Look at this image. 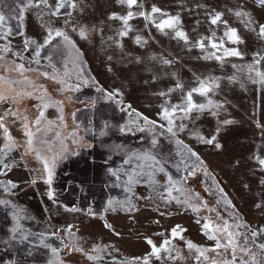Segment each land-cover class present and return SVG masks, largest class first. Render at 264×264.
<instances>
[{"label": "rangeland", "instance_id": "1", "mask_svg": "<svg viewBox=\"0 0 264 264\" xmlns=\"http://www.w3.org/2000/svg\"><path fill=\"white\" fill-rule=\"evenodd\" d=\"M75 2V9L62 8L60 15L53 16L51 12L56 0H48L51 7L43 4L29 7L22 20L9 19L5 29H0L5 31L10 25L13 33L7 40L0 39V48L5 44L11 47L9 52L0 51V57H3L0 59V86L31 94L16 102H0V116H4L9 109L21 114L19 118L5 117L4 122L16 141L11 151L4 148L6 140L0 129V149H4L0 152V161L3 162L0 172L5 173L0 175V181L3 180L2 183L9 187L6 192L0 189V202H6L0 203V218L4 222L2 224L9 223V232L5 228L0 232L1 237L9 236L3 242L5 248H2L7 251L8 258L2 257L5 261L1 264H34L37 256L43 260L38 264H126L137 257L149 255V239L158 247L164 240H170L167 246L170 251H162L160 259L150 256L149 264H197L198 253L194 249L189 250L185 242L191 241L200 247L214 244L203 235L205 219L214 224L228 221L229 224L243 225L232 229L241 234V239L245 234L251 237L252 231L264 228V167L257 159H264V84L259 82L255 72L249 73L247 68L254 62L255 53L264 56V39L246 27V18L234 15V11L242 7L255 22L252 27H258L264 23V5H260L258 0H138L143 7L129 9L117 0ZM22 3L26 0H0V11L14 17ZM152 6L169 16H179L180 24L176 28L161 30L156 25L167 19L166 16L156 13L152 20H146L136 15L128 21L131 30L127 35H119L124 25L120 19L110 18L113 13L117 16H126L129 11L147 13ZM213 10L224 13L222 20L227 21L228 27L237 30L244 43H230L224 36L225 25L209 22V13ZM49 29L54 38L40 49L37 64L36 45L26 46L25 40L33 39L37 44H43ZM81 29L85 31L86 38L80 36ZM57 30L64 32L75 47L67 44L63 37L55 36ZM176 30L187 35V42L176 36ZM213 32L217 42L223 38L225 47L239 48L245 55L235 67L231 66L230 59H223L221 63H216V68L211 67L207 71L208 74L215 73V77L223 83L217 89L223 96L222 103L219 104L214 92L217 103H213L208 115L200 117V131L192 126L196 116L183 118L185 113L179 110L173 119L175 125L182 124L185 130L178 131L176 136L164 131V128H152L145 124L143 117L167 125L165 120L160 119L159 107L178 105L174 103L180 93H175L173 89L174 85L177 87L184 82L178 71L184 69L185 55L204 54L210 57L209 61L213 64L215 59L210 54H222V49L217 52L209 46L207 38L212 37ZM137 36L141 37L139 42ZM201 39L205 43L203 49L196 46ZM247 55L252 58L248 59ZM20 64L25 67L23 74L12 70ZM257 68L264 71V60ZM4 81L16 83L6 85ZM103 90L118 92L119 95L109 99ZM7 94L15 95L11 91ZM42 96L49 106L43 109L45 117L34 144L49 160L54 152L60 153V163L54 167L50 185L45 182L47 173L43 163L35 153L26 154L27 137L22 127L23 116H27L30 122L38 116ZM116 101L130 105L135 112L119 111ZM73 109L82 111L76 116L79 130L69 135L68 131L75 127L70 119V116L74 119L71 115ZM136 113L140 116L137 117ZM236 114L240 119L236 118ZM87 119L90 123L87 131H83L81 123ZM225 121L231 123L226 124ZM109 126L112 131L123 135L125 143L133 140L134 147L130 150L113 142L104 147L109 152L104 153L101 147L98 149L97 156H107L106 165L102 172H98L101 173L100 183L108 189L100 200L94 191L93 197L92 192L88 196L89 186L82 182V176L76 172L72 162L68 170H63V173L60 170L74 158V147L88 144L86 138L93 135L94 128L95 137L104 139ZM216 129L219 132H215ZM213 135L216 136L213 144L200 139L201 136L209 139ZM154 138L157 141L155 146L152 144ZM39 140L47 141V144L41 145ZM177 140L183 141V145H178ZM217 142L221 145L219 149L215 147ZM64 147L67 151L63 150ZM187 149L199 156L202 166L195 167L199 161ZM82 150H78L79 156L84 154ZM146 151H151L162 162L168 176L180 182L178 186L184 189L183 193L173 190L169 197L166 189L170 185L162 172L155 174L156 184H151L144 175L139 178V183L130 186V192L125 191V172L132 169L123 161L132 153ZM116 152L117 156L112 157ZM3 164L8 167L4 168ZM193 168L195 175H189ZM109 169L120 170L119 179ZM55 173H58L57 186L66 178L69 190L76 197L79 193L76 207L54 202L52 186ZM9 181L16 186L11 187ZM186 196L191 197L189 202L198 211L174 199L184 201ZM82 197L90 201L87 203L86 200L87 208ZM110 200L113 201L111 205ZM126 201H131L134 210H128ZM198 219L200 223H197ZM177 225L184 231L172 238L171 231ZM255 243H264V233L255 238ZM97 246L100 251H93ZM249 247H253L251 242ZM254 251L258 258L264 260V252L255 248ZM215 255L207 253L209 258ZM19 256L29 261L24 263ZM89 256L97 259L90 260ZM199 264H211V259L205 261L201 257Z\"/></svg>", "mask_w": 264, "mask_h": 264}, {"label": "snow or ice", "instance_id": "2", "mask_svg": "<svg viewBox=\"0 0 264 264\" xmlns=\"http://www.w3.org/2000/svg\"><path fill=\"white\" fill-rule=\"evenodd\" d=\"M118 3L126 4L129 9L133 8L134 6L143 7L142 4H138V0H117ZM260 5H264V0H258ZM41 4L51 7L48 5V0H26V3H22L18 6V11L16 16L14 17H8L5 15L3 11H0V29H5L7 21L9 19H18L22 20L25 10L29 7H39ZM77 7V4L75 0H56V4L54 9L51 12V15L58 16L61 14L62 8H72L75 9ZM160 13L162 16H166L167 19H164L161 21V23L157 24L156 26L163 30L165 27L167 28H176L177 25L180 24V18L179 16H169L167 13L162 12V10L156 6H152L150 12H138L134 13L132 11H129L126 16H117L115 13L112 14L110 17L111 19H120L123 22L124 30L119 33L121 36L127 35V32L131 30L128 21L132 19L134 16L139 15L143 16L146 20H152V17L154 14ZM70 15V13H69ZM224 13L217 12L213 10V12L209 13L210 16V23L212 25H216L219 23H223L225 25V32L224 36L227 37L228 41L232 44L238 45L244 43L242 37L238 34L237 30L235 28L228 27L227 21L222 20ZM234 15L241 18H246V27H249V29L253 32H255L261 39H264V23H261L258 25V27H252V25L255 23L250 13H247L241 9L235 10ZM12 27L9 25L7 26L5 31H0V39L7 40V37L9 35H12ZM20 35H24L23 32L19 33ZM55 36L57 37H63L64 41L72 45V41L69 39V37L62 31H55ZM80 36L82 38H86V33L83 29L80 31ZM176 36L184 39L186 42L188 40L187 35L180 30H176ZM53 32L51 29H49L48 34L46 38L44 39L43 44H37V42L33 39H26L25 45H36V51H35V62L39 64V57H40V49L45 47L46 45L50 44L53 40ZM137 41L139 42L141 40V37H136ZM209 39V46L213 49H216L217 52H219L222 49V55H216V52L211 53L210 55L215 57L216 60L220 61L223 60L224 57H239L243 58V53L239 50V48H227L224 46V39L220 38L219 42L215 40V32L212 33V37L207 38ZM196 46L200 47L201 49L205 48L204 40H198L196 42ZM72 47H75L72 45ZM0 51L3 52H9L11 51V47L8 44H5L2 48H0ZM3 57H0L2 59ZM210 58V57H205ZM261 60H264V56H262L260 53H255L253 56V63L249 64L247 66L249 73L255 72V75L259 77V82L264 84V71L258 70L257 66L260 65ZM165 63H169L168 61H165ZM235 67V65H233ZM12 70L20 71L21 74L25 71V67L23 64L15 66ZM44 75H47V73H44ZM55 78V77H53ZM199 79V78H198ZM211 79V78H210ZM255 82V81H254ZM12 83H16L13 81H4V84L10 85ZM177 87H182L181 85H177ZM213 87H219V85L216 83L215 79H211V83L207 80H199V86L197 88H193L190 92L187 93L186 96V104L183 106L177 105L173 106L171 109L164 107L162 109V112L160 114V119L167 121V128L166 131L168 133H171L172 136H176L178 131H184L185 126L184 125H175V121L173 117L175 116V113L177 110L185 113V116L183 118H187V114L190 113L193 109H196L198 111L203 110L205 108V105L203 104H196L193 102V93H199V94H207L211 88ZM11 91L14 92L15 95L9 96L7 93ZM24 95H31L30 93H23L18 92L15 89H5L3 86H0V102H16L19 99H21ZM108 98L111 99L113 95H119L118 92L116 93H108ZM163 95V93H162ZM42 101V108L39 110L38 116L35 118L34 121H28L27 116H23L22 120V127L24 129V135L27 137L26 140V154H32L35 153L38 160H40L43 163L44 170L47 173V179L46 183L49 185L52 181L53 176V170L56 164V161L60 158V153H54L51 160L44 157L41 152V148L35 147L34 141L37 139L36 134L41 131L40 125L42 120L45 117V113L43 109H46L49 106V103L44 99V97H41ZM209 104H211V101H209ZM131 106L129 105V108ZM62 113V108H61ZM7 116H17L18 118L21 116L19 112H13L11 109L6 110L4 116H0V129L3 130L4 138L6 140V143L4 144V148L11 151L16 146V141L12 137L11 133L9 132L8 126L5 124V117ZM136 116L139 117L140 114L136 113ZM61 122H63V115L60 116ZM144 123L149 125L152 128H155L157 126L163 128L164 125H157L156 121L149 120L147 117H143ZM49 124H52V121H48ZM134 123V121H133ZM224 123H231L230 121H225ZM31 125V126H30ZM139 127V126H138ZM33 128L35 131H33ZM175 129V130H174ZM124 131V129H121ZM141 131L144 129L141 127ZM217 132H219V129H217ZM74 135V134H73ZM57 136L59 134L57 133ZM200 139L207 143V144H213L216 141V136L213 135L209 139H205L204 137H200ZM39 143L41 145L47 144V141L39 140ZM157 143L156 139L154 138L152 140L153 146H155ZM176 143L178 145H183V141L177 140ZM186 148V146H184ZM215 147L219 149L221 145L217 142L215 143ZM64 151H67V148L64 147ZM190 152V155L192 157H195L197 161H199L198 164L195 165V167L202 166V161H200L199 156L192 152L190 149H187ZM4 149H0V152H3ZM258 159L259 164L264 167V159ZM3 162L0 161V164ZM125 165H129L132 169L131 172H125V175L127 176L126 181V187L125 191H131V185L139 183V178L147 175L148 180L151 184H156L157 181L155 180V174L157 172L165 173L167 176V182L170 185L169 188L166 189L167 194L169 197L172 195V191L175 190L176 192H184V189L182 187H179L180 184L179 181H175L173 177L168 176L165 172V168L162 164V162L157 159V157L151 152L146 151L143 153H132L130 156H128L127 159L123 161ZM4 168H7V164H3ZM109 171L112 172L113 176L118 177V171L120 170H112L109 169ZM5 173L0 172V175H3ZM205 174L207 175V172L205 171ZM189 175H195L194 168L189 171ZM2 183V182H0ZM8 184L11 187H15L16 185L13 184L11 181L8 182ZM222 192V190H221ZM49 196H51V192L49 193ZM198 197V194H197ZM177 203H186L188 207H191L194 211H198V208L196 206L192 205L189 201L191 199L190 196H186L184 201H180L178 198ZM0 203H6V202H0ZM113 201H109V204L111 205ZM119 203V202H117ZM129 205L128 210L132 211L134 210V206L131 205V201H126ZM203 203V202H202ZM259 207V205H257ZM222 219V218H221ZM197 223H200V220H197ZM243 225L241 224H229L228 221H222L220 224H214L211 220L205 219V222L202 225L203 235H205L209 240L214 241V244L211 247H200L194 244L191 241H186V246L189 250H195L198 255L196 256L197 264H199V261L201 257L205 261L211 259V264H264V260H261L257 256V252L254 251L255 249H259L260 252H264V243L256 244L255 238L260 235L261 233H264V228L259 229L258 231H252L251 237L247 236L246 234L243 235V238L241 239V234L233 231L234 228H239ZM106 227H110L109 225H106ZM184 229H181L179 225L174 227L171 231V237L176 238L178 235H180L181 232H183ZM182 238V237H181ZM252 243L253 247H249V243ZM147 243L151 245V252L148 256L145 257H137L133 261H127L126 264H149V257L154 256L156 259H160V253L162 251H170L168 249V245L170 244V240L166 239L162 242V244L158 247L149 239L147 240ZM77 251H83L82 249H76ZM93 251H100L99 247L93 249ZM53 252L55 253V249H53ZM208 252H213L216 255L212 258H209L207 256ZM239 253V255H238ZM249 257V258H246ZM177 257H173L175 259ZM88 259L93 260L97 259V257L89 256Z\"/></svg>", "mask_w": 264, "mask_h": 264}, {"label": "trees", "instance_id": "3", "mask_svg": "<svg viewBox=\"0 0 264 264\" xmlns=\"http://www.w3.org/2000/svg\"><path fill=\"white\" fill-rule=\"evenodd\" d=\"M98 87L101 88V86H98ZM103 92H104L105 95L108 94V92H106L104 90H103ZM112 97H114V96H112ZM81 111L82 110H80V111L79 110H74V109L72 110L71 115L74 117V119H72L71 116H70V119H71V121H73L75 123V127L68 131L69 135H72L74 132L79 130L78 127H77V123L79 121H76V116ZM89 123L90 122H89L88 119H87V121H84L83 124L81 123L83 131H87ZM92 123H93V126H94V118H92ZM120 134L118 132L112 131L110 129V126H109L107 128V134L104 135V139H97L95 137L96 134H95V128H94L93 135H88L87 138H86V140L88 141L87 145H82L81 148L74 147V158L72 159V161L66 162L61 167V170H60L61 173H63V170H66V169L68 170V168L70 166V163L72 162L74 164L73 167H75L76 170H77L76 172L79 173L82 176V177H80L81 180H83L82 182L89 186L88 187V189H89L88 196L92 192L91 193V197H93V191H94V193H97L99 195V198L101 200V198L104 197L105 190H108V189H107L106 186L103 187L104 184L100 183V179L99 178H101V173L99 174L98 172L102 168H104V166L106 165L107 156H101L100 154L97 156L96 153L98 152V149L100 147H101L102 151L104 153H106L108 150H106L104 148L105 145L108 144V143H113V142L117 146L121 145V146L127 147L128 149L131 150V148L134 147V141L129 139L128 143H125L124 140H123L124 138H122L123 135L122 134L120 135ZM80 149H83L81 152L84 153L83 155H80L81 157L79 156V152H78V150H80ZM121 153L122 152H120V154ZM116 156H117V152L112 157H116ZM59 163H60V159H58L56 161L55 166L56 165L59 166ZM101 172H102V170H101ZM79 174H76V175H79ZM57 178H58V173H55L54 180H53V186H52V188L54 189V194H53L54 202H56V203H60L61 202V203H63L64 205H66L68 207H73V206L76 207V200L80 199V198H78V194L79 193L76 192L77 193L76 194L77 197H76L74 195V193H72L69 190V188L67 187L68 185H66V183L68 184V181H67L66 178H64L62 180V183L57 186V183L55 184V182L57 181ZM89 180H90V182H89ZM2 181L3 180H1L0 182H2ZM89 183H91V184L89 185ZM0 189L4 190L6 192V191H8L9 187H8V185L6 183H0ZM70 194H72V195H70ZM82 198H83L82 201L85 202V206H86V200H87V203H89L90 201H88V199H86L85 197H82ZM78 202H79V200H78ZM83 202L80 201V203H82V205H84ZM87 206L85 208H87ZM1 214H2V208H1V205H0V215ZM2 223H4V222L0 218V224H1L0 225L1 226L0 227V232L4 228L6 229L7 232H9L8 228H7L9 223L7 222L6 225H4ZM11 235L12 234L10 233V236ZM6 237L9 238V236H6ZM6 237L5 236L1 237V235H0V264L3 263V261H5V259L2 258V257H6V259L8 258L7 257V251L5 249H2L4 247L3 246V244H4L3 242L7 240ZM15 247H16V245H15ZM19 257H21V261L24 262V263L29 261V259H27L24 256H19ZM39 259H40V257L37 256L35 258L34 264H38L40 262H43V260H39Z\"/></svg>", "mask_w": 264, "mask_h": 264}, {"label": "crops", "instance_id": "4", "mask_svg": "<svg viewBox=\"0 0 264 264\" xmlns=\"http://www.w3.org/2000/svg\"><path fill=\"white\" fill-rule=\"evenodd\" d=\"M220 55H222V54H220ZM185 56H187V57H183V60H184L183 67H184V69H183V71L182 70L178 71L183 76L184 82H183V84H180L182 86L181 88L180 87H175V85H174V89H173V91L175 93H177V94L180 93L181 94V95L179 94L180 97L177 96L178 99H177V101L174 104L175 105L176 104H178V105L181 104L182 106L186 104L187 93L190 92L193 88H197L199 86V80H207L208 81V80H210V78H211L210 75L212 74V78L211 79H215V81L219 85V87H220V85L222 86V84H223L220 79L215 77V73L210 72L208 74V72H207L208 69L211 68V67L212 68H216V63L217 62L221 63L223 60L218 61V60L215 59V57H211V58L215 59V61L213 63L214 65H213L209 61V58H205V57H208V56H206L204 54H198V55L197 54H193V55H185ZM244 56L245 55H243V58H239V57L237 58V57L229 56V57H224V59H227V60L230 59L231 66H233V65L236 66L238 64L239 60L244 59ZM247 58L251 59L252 57H251V55H247ZM176 60L179 63H181V61H179L178 59H176ZM234 61H236V62L233 63ZM209 83H211V80L209 81ZM190 87H192V88H190ZM182 89H183V91H182ZM217 89H219V88L218 87L211 88L210 91L207 93V95H204V96H202V94L200 95L199 93H195V92L193 93V96H192L193 102L196 103V104L205 105V108L203 110L198 111L196 109H193L189 114H187L188 118L196 116L195 120H194L195 122L192 124V126L194 125V127H196V128L198 127L199 131H200V128H201L199 126L200 125L199 121L201 120L200 117L208 115L207 114L208 111L211 109L212 106H214L213 103L215 101L217 103V100L214 97L215 96L214 92H215V94H217V99H218L219 104L222 103L223 96H222V94H220L221 91H219ZM179 98H181V100H179ZM209 101H211V104H209ZM168 106L169 105H160V107H159L160 110H159L158 113L161 114L162 109L164 107H168ZM169 109H171V108H169ZM236 116H237L236 117L237 119H240V116L238 114H236ZM241 119H242V121H244L243 117H241ZM153 121H155V120L153 119ZM156 122H157L158 125H164L163 128H164V131H166L167 125L159 122L158 120ZM184 122H185V120H184ZM166 123H167V121H166ZM215 132H217V129H216ZM200 154H201V152H200Z\"/></svg>", "mask_w": 264, "mask_h": 264}, {"label": "water", "instance_id": "5", "mask_svg": "<svg viewBox=\"0 0 264 264\" xmlns=\"http://www.w3.org/2000/svg\"><path fill=\"white\" fill-rule=\"evenodd\" d=\"M116 104L118 105L119 111H122L123 109H126L127 113H133L134 112L132 107L129 108V106H126V104L123 103V102L116 101Z\"/></svg>", "mask_w": 264, "mask_h": 264}]
</instances>
